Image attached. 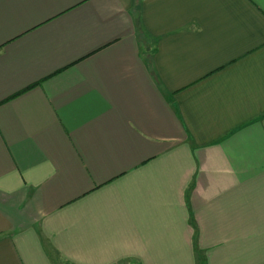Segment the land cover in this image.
<instances>
[{
	"label": "crops",
	"instance_id": "crops-1",
	"mask_svg": "<svg viewBox=\"0 0 264 264\" xmlns=\"http://www.w3.org/2000/svg\"><path fill=\"white\" fill-rule=\"evenodd\" d=\"M0 264H264V0H0Z\"/></svg>",
	"mask_w": 264,
	"mask_h": 264
}]
</instances>
